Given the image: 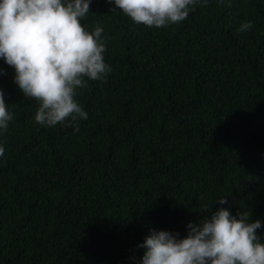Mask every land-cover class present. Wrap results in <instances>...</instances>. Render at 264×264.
I'll use <instances>...</instances> for the list:
<instances>
[{
	"label": "trees",
	"instance_id": "trees-1",
	"mask_svg": "<svg viewBox=\"0 0 264 264\" xmlns=\"http://www.w3.org/2000/svg\"><path fill=\"white\" fill-rule=\"evenodd\" d=\"M114 7L81 19L112 70L77 90L78 131L38 124L0 58V264H142L151 230L184 238L221 208L264 243V0H201L161 28Z\"/></svg>",
	"mask_w": 264,
	"mask_h": 264
},
{
	"label": "clouds",
	"instance_id": "clouds-1",
	"mask_svg": "<svg viewBox=\"0 0 264 264\" xmlns=\"http://www.w3.org/2000/svg\"><path fill=\"white\" fill-rule=\"evenodd\" d=\"M114 8L136 24L161 28L184 21L201 0H114ZM223 2V0H221ZM91 0H0V58L15 69V82L29 99L39 102L38 124H57L79 130L88 113L75 99L87 79L106 80V41L99 26L90 32L81 23ZM207 6V0H202ZM230 6V5H229ZM240 25L238 32L252 28ZM2 71V70H0ZM87 78V79H85ZM13 115L0 89V130H7ZM5 148L0 146V157ZM218 202L227 203L226 197ZM204 210L208 207L202 208ZM247 211L232 216L221 208L200 224L189 223L188 235L151 230L144 243L142 264H264V243L256 230L261 222Z\"/></svg>",
	"mask_w": 264,
	"mask_h": 264
}]
</instances>
